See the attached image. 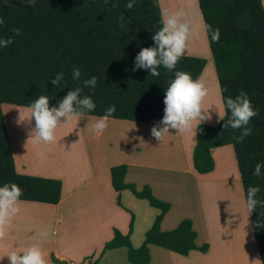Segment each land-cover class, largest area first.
<instances>
[{"label": "trees", "instance_id": "obj_1", "mask_svg": "<svg viewBox=\"0 0 264 264\" xmlns=\"http://www.w3.org/2000/svg\"><path fill=\"white\" fill-rule=\"evenodd\" d=\"M113 3L115 6H112ZM126 0H34L32 6L0 0V36H12L13 42L0 49V108L3 104L26 107L40 95L50 97L53 106L66 92L78 86L71 79V68L79 66L82 79L95 75L96 87H82L81 95H89L96 107L88 116H101L109 105L115 111L109 118L154 124L163 115V94L176 70L199 77L204 60L181 56L172 71L159 67V75H149L146 69L132 70L133 58L140 48L153 46L152 34L161 26L157 0H136L126 9ZM203 19L218 28L220 35L212 41L207 35L223 96L246 92L258 109L249 126L252 133L237 141L239 129L198 124L192 151V167L197 174L210 173L214 163L212 148L230 145L243 185V197L249 185L261 186L257 194L264 200V177L252 174L255 163L264 160V8L261 0H197ZM21 32L15 35L13 28ZM64 72L59 86L50 78ZM227 116L224 117L226 119ZM264 171V169H262ZM126 166L109 169L112 188L128 190L159 213L144 232L141 244L130 242L132 219L128 233L114 230L104 250L125 248L131 264H150L147 245H155L185 256L192 250L205 252L207 245L197 247L196 232L190 219H183L175 228L160 231L159 224L169 204L156 199L149 186L137 190L123 181ZM14 182L22 189L20 201L56 205L60 199L57 180L18 175L0 109V184ZM250 224L258 257L264 264V206L258 205L250 215Z\"/></svg>", "mask_w": 264, "mask_h": 264}, {"label": "crops", "instance_id": "obj_2", "mask_svg": "<svg viewBox=\"0 0 264 264\" xmlns=\"http://www.w3.org/2000/svg\"><path fill=\"white\" fill-rule=\"evenodd\" d=\"M157 2L161 19L164 12H184L181 19L189 23L191 34L181 56L204 60L199 78L205 81L208 89V94L203 100L209 99L211 105L206 111L210 118L200 124L215 126L220 121L221 113L217 94L218 77L203 29L202 16L197 15L200 23L198 20H190L188 11L193 0ZM261 4L264 8L263 0ZM203 105L202 103L201 107ZM0 109L15 173L59 181V202L56 205H48L49 208L55 211V216L59 215L63 220V232L70 234L69 229L77 230L76 235L81 240L76 241V248L81 252L89 248L90 252L94 251L93 254L97 253L94 254L95 258L83 256L81 260L71 262L56 250L54 262L131 264L127 260L125 248L104 250L105 243L113 237L115 229L123 235L128 233L132 219L131 239L138 212L144 213L141 201L146 202L145 200L136 199L128 190L117 192L111 186L109 169L120 164L126 166L123 177L125 183L134 184L137 190L147 185L156 199L169 204L168 211L160 221V231L171 230L183 219H190L192 229L196 232L195 245L198 248L207 245L205 252L192 250L182 256L149 244L147 248L150 264H252L257 260V246L244 203L237 201V211L235 209L231 212L229 207L230 202L234 204L237 200L235 188L231 189L230 184L236 187V193L237 184H241L232 147L225 145L210 150L214 163L210 173L197 174L193 170L191 157L197 122H193L191 132L170 128L168 133L157 139L150 132L153 124L108 118L107 127L95 136L91 131H86L90 130L96 116L85 115L77 122L82 144L90 156L87 154V164L77 167L69 163L70 150L66 143L62 145L59 134L56 136L54 133L55 139L50 142L34 141L30 137L34 120L30 117L29 108L3 104ZM71 119L68 118L64 123L68 125ZM63 120L64 118H61L62 122ZM8 125L12 126V130ZM117 133L119 134L115 136ZM110 139L117 145L112 152H105L107 156L103 157V153L96 148L102 144L101 141ZM214 187L217 188L216 193H219L217 197L209 195ZM231 196L236 200L231 199ZM123 200L127 205H133L132 210L122 206ZM22 202L17 206L31 208L33 205L27 204L34 203ZM146 204L148 205L147 202ZM38 208L44 210L48 207ZM152 209L155 212L150 211V216L143 223V233L159 213L158 210ZM95 241L96 244H93ZM85 243L88 245L85 246Z\"/></svg>", "mask_w": 264, "mask_h": 264}, {"label": "clouds", "instance_id": "obj_3", "mask_svg": "<svg viewBox=\"0 0 264 264\" xmlns=\"http://www.w3.org/2000/svg\"><path fill=\"white\" fill-rule=\"evenodd\" d=\"M105 4L109 0H104ZM136 0H126L124 7L132 9ZM112 6H115L113 3ZM184 16L182 10L171 14L162 13L161 26L152 34L153 46L142 47L133 58L132 70L146 69L149 75L158 76L159 67H164L172 71L182 53L186 49V42L191 34L189 23L181 18ZM5 24V18L0 17V26ZM203 29L205 35H209L212 41L219 39V29L212 28L204 22ZM12 32L19 35L21 29L13 28ZM13 37L0 36V49L12 44ZM64 79V72L58 71L49 80L51 84L59 86ZM71 79L78 81L79 84L66 92L53 106H49L50 97L46 95L38 96L32 101L28 108L30 117L34 120V126L30 130V137L34 141L50 142L55 139V129L63 124L68 118L76 119L87 115L95 109V101L89 95H81L82 85L89 90L96 87L97 77L95 75L82 79L79 66L71 68ZM224 89L220 88L217 82V94L221 108L219 120L223 121L222 128L239 129L240 134L235 137L237 141H242L246 136L251 135L252 128L249 126L250 119L257 115L258 109L255 108L246 92H239L233 96H223ZM208 94L205 81L199 77L193 78L190 73L176 70L173 78L168 82L163 94V115L159 121L154 122L150 129L151 135L160 139L162 134L168 130L175 129L181 132H191L193 122L200 124L209 119V113L202 111L201 103ZM115 111V105H109L105 114L95 118L91 124L90 131L95 133L102 132L107 127V120L111 113ZM227 116L226 119L224 117ZM61 118H64L61 122ZM159 125V126H157ZM264 160H258L253 168L252 174L257 177H264ZM243 192V185H241ZM261 186L249 185L246 195L243 197L244 206L250 215L256 210L258 205L264 206V200L258 197ZM22 189L14 182L8 181L0 184V222L5 218L11 217L18 211V203ZM8 264H46L44 255L39 246L33 244L25 249L17 250L13 248L7 254ZM252 264H260L254 260Z\"/></svg>", "mask_w": 264, "mask_h": 264}, {"label": "rangeland", "instance_id": "obj_4", "mask_svg": "<svg viewBox=\"0 0 264 264\" xmlns=\"http://www.w3.org/2000/svg\"><path fill=\"white\" fill-rule=\"evenodd\" d=\"M6 1L15 2L25 6H32L34 3V0ZM193 4L190 6L188 11L190 12V20L194 21L197 18L198 22L200 23V18L198 17L200 15V12L198 9L197 0H193ZM195 15L198 16L194 19ZM209 102V99L202 100V103L204 104L202 106V111H208L207 107L211 105ZM6 121L8 124V117H6ZM201 123H204V121ZM9 128L10 130H12V126H9ZM86 132L91 133L92 131L90 132V130H87ZM54 133L56 134V136L57 134L61 136L62 145H65L66 143V145L68 146V149L70 150V154L68 157L70 164L75 165L77 167L87 164V154L89 155V151L87 153L86 149L82 144V136L76 119H71L68 125L66 123L60 124L55 129ZM98 134L99 133H95L94 135L96 136ZM118 134L119 133H117L115 136H117ZM108 141H101L102 144L99 145L98 148H96L99 150L100 153H103L101 154L103 157L107 156L105 155L107 154L105 152H110V150L112 152L113 148H115V146L117 145V143L111 139L109 142ZM91 147L93 148L92 145ZM87 149L90 150L89 147ZM237 185L238 189L236 193V187L230 184L231 189L232 187L235 188V197H237L236 200L234 196H231V199L234 198L236 200L234 204L232 202H230L229 204L231 212H233V210L235 209L237 211V201H241L243 203V193L241 191V184ZM230 187L229 192L231 193ZM224 188H226V186H224ZM216 189V187L212 188L211 193H209V195H214L215 197H217L219 193H216ZM124 202L125 201L123 200L122 206L125 209L132 210L131 208L133 207V205H127V203ZM141 203L143 205L141 209L144 213L138 212L134 231L130 239L131 245L134 248H137L143 240V223L150 216V211L155 212L146 204V202L141 201ZM27 205L33 206L31 208H20L17 206L18 211L14 215L5 218L3 222H0V264H8V259L6 256L8 252L13 248L17 250H22L33 244L39 246V248L41 249L46 264H61L59 262H54L53 260L54 252L56 250H58V252L62 256L68 258V260L71 262L81 260L83 256H86L90 259L95 258L94 254H97L96 252L93 254L94 251L90 252L89 248H86L83 252H81L78 248H76V246H74L76 241L81 240L78 239L76 235L77 230L72 228L69 229L70 234H66L65 232H63V220L61 219V217H59V215L55 216V211H52V208H49L50 206L44 204L40 205L36 203ZM41 206L48 208L44 210H42V208H38ZM96 242L97 241L93 242V244H96ZM87 245L88 244L85 243V246ZM123 251L126 252L124 249ZM256 259L259 261L258 256ZM154 262H156L155 257Z\"/></svg>", "mask_w": 264, "mask_h": 264}, {"label": "bare ground", "instance_id": "obj_5", "mask_svg": "<svg viewBox=\"0 0 264 264\" xmlns=\"http://www.w3.org/2000/svg\"><path fill=\"white\" fill-rule=\"evenodd\" d=\"M197 16L195 15V17H194V19L196 18ZM196 20H197V18H196ZM196 20H194V21H196ZM192 21V20H191Z\"/></svg>", "mask_w": 264, "mask_h": 264}]
</instances>
